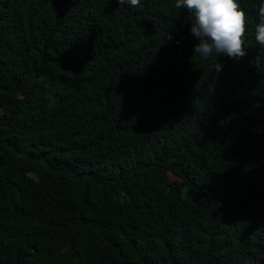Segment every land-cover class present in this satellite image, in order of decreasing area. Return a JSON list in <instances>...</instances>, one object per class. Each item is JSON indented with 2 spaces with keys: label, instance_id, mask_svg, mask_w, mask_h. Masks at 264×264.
Returning a JSON list of instances; mask_svg holds the SVG:
<instances>
[{
  "label": "trees",
  "instance_id": "obj_1",
  "mask_svg": "<svg viewBox=\"0 0 264 264\" xmlns=\"http://www.w3.org/2000/svg\"><path fill=\"white\" fill-rule=\"evenodd\" d=\"M260 2L203 59L176 0H0V264H264Z\"/></svg>",
  "mask_w": 264,
  "mask_h": 264
},
{
  "label": "clouds",
  "instance_id": "obj_2",
  "mask_svg": "<svg viewBox=\"0 0 264 264\" xmlns=\"http://www.w3.org/2000/svg\"><path fill=\"white\" fill-rule=\"evenodd\" d=\"M124 4L126 0H116ZM133 6H140V0H127ZM177 9H186L192 14L191 33L200 42L194 47V53L203 59L226 55L232 59L244 57L247 12L239 0H176ZM168 39H172L171 35ZM255 40L264 46V0L258 5V23L255 26ZM214 68L220 71L222 65Z\"/></svg>",
  "mask_w": 264,
  "mask_h": 264
}]
</instances>
